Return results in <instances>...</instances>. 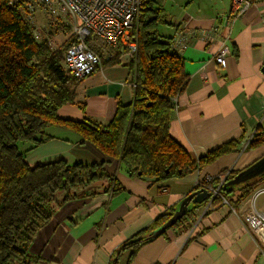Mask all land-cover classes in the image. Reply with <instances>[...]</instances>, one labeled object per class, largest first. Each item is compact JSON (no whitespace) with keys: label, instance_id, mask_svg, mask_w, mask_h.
I'll return each mask as SVG.
<instances>
[{"label":"crops","instance_id":"0c3cea01","mask_svg":"<svg viewBox=\"0 0 264 264\" xmlns=\"http://www.w3.org/2000/svg\"><path fill=\"white\" fill-rule=\"evenodd\" d=\"M155 1L166 15L167 0ZM248 1L249 7L234 20L228 33L232 52L226 67L216 62L215 54L226 36L223 18L232 16L233 0L181 4L176 10L178 18H166L170 24L161 28L167 36L186 34L181 53L189 80L178 95L171 135L196 157L231 140H241L239 150L183 178L155 181L130 175L117 158L83 142L70 129L48 127L47 133L54 137L28 154L31 165L58 159L89 163L104 159L117 185L114 191H103L101 185L89 187L55 208L31 246V253L39 257L35 264H108L128 238L159 215L185 200L189 206L192 201L188 198L201 189L197 182L206 174L243 169L264 154V145L247 147L256 131H264V0ZM118 60L103 62L82 79L75 103L62 105L59 115L109 123L118 102L130 103L134 96L130 67ZM93 189L98 193L90 195ZM255 191L242 199L237 191L232 194V204L228 201L207 208L206 200L187 215L185 229L177 234L170 230L146 243L131 264H264L257 239L243 221ZM257 205L263 208L264 200ZM127 262L125 254L119 264Z\"/></svg>","mask_w":264,"mask_h":264},{"label":"trees","instance_id":"16d2710c","mask_svg":"<svg viewBox=\"0 0 264 264\" xmlns=\"http://www.w3.org/2000/svg\"><path fill=\"white\" fill-rule=\"evenodd\" d=\"M30 3L31 0H0V264L37 263L39 257L31 253V246L39 230L51 220L55 208L89 187L101 185L103 191H114L117 185L104 159L90 163L58 159L31 165L28 154L54 137L47 133L48 127L70 129L83 142H91L106 156L117 158L120 167L130 175L155 181L196 173L222 156L237 152L241 142L231 140L196 157L171 135L177 105L173 97L182 92L189 74L185 58L173 47L174 36L161 30L163 24L170 22L155 0L143 4L136 25V58L127 63L136 83L133 100L127 104L119 101L114 117L104 125L89 119L62 117L59 108L75 103L81 81L70 76L65 64V51L77 38L70 35L56 49L50 36L37 38L33 24L35 10L30 9ZM50 24L54 27L55 22ZM61 24L71 32L65 21ZM116 61L119 60H105L104 64ZM261 145L264 131H256L247 147ZM258 159L243 169L230 171L221 189L230 203L237 191L241 192L238 199H242L264 184V173L247 183H230ZM96 193L98 190L93 189L90 195ZM221 203L216 198L212 206ZM189 206L159 236L185 229L187 215L197 207L191 203ZM176 209L177 206L168 209L128 238L108 264H119L125 254L127 264H131L140 248L155 239L152 232L171 220Z\"/></svg>","mask_w":264,"mask_h":264},{"label":"built area","instance_id":"2783aa9c","mask_svg":"<svg viewBox=\"0 0 264 264\" xmlns=\"http://www.w3.org/2000/svg\"><path fill=\"white\" fill-rule=\"evenodd\" d=\"M146 0H31L30 9L39 3L52 20L65 21L71 27V35L77 38L65 51V64L70 76L84 79L103 65L105 60L123 59L128 57V63L136 58L137 35L136 25ZM248 0H233L232 16L223 18L226 36L223 38L215 60L221 67L227 66V57L232 52L228 43L234 20L248 7ZM31 17V16H30ZM37 38L40 33L34 28ZM51 42V40H50ZM52 43V42H51ZM186 45V34L183 31L174 37L173 47L181 52ZM131 84L136 83L131 78ZM178 96L173 97L177 103ZM253 135L247 142H250ZM227 173L214 175L206 174L197 184L211 192L208 207L216 198L222 203L229 204L222 195L221 189L229 175ZM264 195V186L259 187L254 194L252 205L244 213L243 221L247 229L255 236L259 250L264 255V206L257 205L260 196ZM234 210V207H231ZM92 264H98L96 262Z\"/></svg>","mask_w":264,"mask_h":264},{"label":"rangeland","instance_id":"374dc122","mask_svg":"<svg viewBox=\"0 0 264 264\" xmlns=\"http://www.w3.org/2000/svg\"><path fill=\"white\" fill-rule=\"evenodd\" d=\"M196 1L197 0H167V4L165 7L166 18H169V20L174 19L175 21V17L176 19L178 18V16H176V10L177 8H181V4L186 5L188 3ZM34 17L35 19L33 21V24L35 28L38 30L42 38H45V36H50L53 48H60L66 43L71 35V32H68L66 29L61 27L63 18L59 20H52V18L45 12L44 8L39 3H36ZM50 21L55 22L54 27H51ZM57 26H60L61 28L57 29ZM161 28L163 30L164 26L162 25ZM123 60L128 63V57H124ZM260 157L262 156H259L258 158ZM262 186H264V184L262 183L258 185V187ZM263 200L264 195L259 197L258 202L261 203Z\"/></svg>","mask_w":264,"mask_h":264},{"label":"water","instance_id":"95a60500","mask_svg":"<svg viewBox=\"0 0 264 264\" xmlns=\"http://www.w3.org/2000/svg\"><path fill=\"white\" fill-rule=\"evenodd\" d=\"M264 70V67H263ZM264 173V155L260 157L255 163L239 173L235 178L231 180V183H247L250 179L258 177ZM211 192L206 188L194 192L188 199L192 201V205L200 206L203 202L209 199ZM190 206L186 205V200L181 202L177 207L175 215L159 229L152 232L151 237L156 238L161 235L168 227H170L175 221L180 218Z\"/></svg>","mask_w":264,"mask_h":264},{"label":"bare ground","instance_id":"6f19581e","mask_svg":"<svg viewBox=\"0 0 264 264\" xmlns=\"http://www.w3.org/2000/svg\"><path fill=\"white\" fill-rule=\"evenodd\" d=\"M255 153H256V152H255ZM252 155H253V154H252ZM246 159H247V158H246ZM246 159H245V160H246Z\"/></svg>","mask_w":264,"mask_h":264}]
</instances>
